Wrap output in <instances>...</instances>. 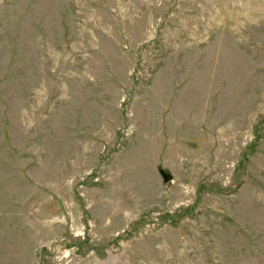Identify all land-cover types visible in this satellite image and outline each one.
<instances>
[{
	"label": "rangeland",
	"instance_id": "374dc122",
	"mask_svg": "<svg viewBox=\"0 0 264 264\" xmlns=\"http://www.w3.org/2000/svg\"><path fill=\"white\" fill-rule=\"evenodd\" d=\"M0 264H264V0H0Z\"/></svg>",
	"mask_w": 264,
	"mask_h": 264
},
{
	"label": "water",
	"instance_id": "95a60500",
	"mask_svg": "<svg viewBox=\"0 0 264 264\" xmlns=\"http://www.w3.org/2000/svg\"><path fill=\"white\" fill-rule=\"evenodd\" d=\"M165 180H168V177L167 176L165 177Z\"/></svg>",
	"mask_w": 264,
	"mask_h": 264
}]
</instances>
